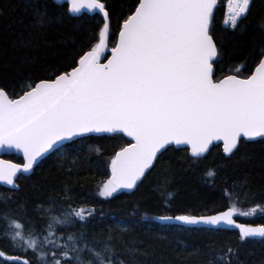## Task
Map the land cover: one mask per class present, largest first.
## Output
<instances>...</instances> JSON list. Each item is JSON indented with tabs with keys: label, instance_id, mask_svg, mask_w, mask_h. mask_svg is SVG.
Wrapping results in <instances>:
<instances>
[{
	"label": "snow or ice",
	"instance_id": "obj_1",
	"mask_svg": "<svg viewBox=\"0 0 264 264\" xmlns=\"http://www.w3.org/2000/svg\"><path fill=\"white\" fill-rule=\"evenodd\" d=\"M252 2L227 0L223 24L230 34L219 36L214 24L218 0H133L119 12L112 0H22L30 19L20 22V46L34 53L40 40L52 47L46 34L58 20H91L96 27L90 45L76 51L71 63L42 68L45 75L29 77L19 93L0 86V150L22 153V163L0 160V184L18 191L17 181L46 156L66 154V146L77 140L104 134L130 138L107 161L108 175L97 193L105 199L137 189L172 146H186L193 161L217 147L222 158L248 164L252 157L240 155L241 149L250 141L264 144V31L250 37L246 50L234 42L232 51L244 52L243 59L228 68L229 74L217 72L224 70L225 43L246 34ZM205 175L211 181L217 172ZM248 183L245 177L232 187L244 189ZM234 195L222 189V198L231 201L224 210L150 219L172 226H227L238 230L241 242L264 240V223L236 219L258 210L264 214V203L243 210ZM62 199L37 206L43 221L37 228L19 216L12 197L0 193V243L7 245L0 248V264H138L135 241L121 249L123 237L111 229L101 240L87 239L95 206L77 207L67 192ZM164 204L170 209L167 200ZM17 207L22 209L23 201ZM227 254L223 264H239L238 249L229 246Z\"/></svg>",
	"mask_w": 264,
	"mask_h": 264
},
{
	"label": "trees",
	"instance_id": "obj_2",
	"mask_svg": "<svg viewBox=\"0 0 264 264\" xmlns=\"http://www.w3.org/2000/svg\"><path fill=\"white\" fill-rule=\"evenodd\" d=\"M54 3V0H51ZM133 0H112L114 11L127 9ZM227 0H218L215 10V28L219 36L230 33L223 24ZM0 7L5 9V16L0 17V86L7 91L19 93L20 87L29 77L36 79L45 73L42 68L49 66L63 67L71 63V58L81 47L85 49L92 42L96 25L91 20H58L47 32V39L52 47L40 40L38 52H32L20 46L21 24L27 23L30 14L23 12L22 0H0ZM246 34L237 41H227L224 45L226 54L224 70L217 75L229 74L228 68L240 64L244 52L232 51L235 42L239 48L247 49V41L252 35L264 31V0H253L251 12L244 21ZM115 18L113 28L115 29ZM26 35V33H25ZM114 41L109 42V48ZM231 51V59L227 53ZM109 54V53H106ZM38 55L35 62L31 57ZM219 69L221 66L217 64ZM129 139L123 135L93 136L77 140L74 145L66 146L65 153H52L45 157L30 175L21 177L17 183L18 191L0 186L4 197H12V205L21 218H30L37 228L43 221L38 205L46 208L51 201L63 203L62 197L67 192L77 207L96 208V218L87 226V239H103L106 231L111 229L122 236L118 244L121 249L125 244H132L139 249L136 256L138 264H223L228 258L227 249H238L239 264H264V240L247 239L239 241L238 233L227 229L187 228L182 226L162 225L152 217L166 214H208L209 210H222L231 203L222 198V189L234 192L237 206L248 210L264 196V144L257 141L247 142L240 155L251 156L248 164L222 158L221 149L211 147L209 153L199 160L189 159L186 147L174 148L166 152L154 169L150 171L143 183L131 192L120 191L112 198L98 196V186L107 178V161L115 150ZM3 158L15 163H22V158L14 154ZM75 161V162H73ZM215 170L217 176L209 180L205 173ZM249 183L244 189H234L235 180ZM227 182V183H225ZM251 189L245 196V191ZM165 195H161V193ZM173 195L168 197L166 193ZM167 200L170 209L164 204ZM23 201V208L17 206ZM0 203H3L0 201ZM101 213L103 215H101ZM134 214V215H133ZM147 217V219L143 217ZM249 224L264 223L262 216L248 219L236 217ZM138 221V222H137ZM121 227L128 228L121 232ZM0 228L3 223L0 222ZM0 248H7L0 243ZM127 259V256L123 257ZM235 264V261H234Z\"/></svg>",
	"mask_w": 264,
	"mask_h": 264
},
{
	"label": "water",
	"instance_id": "obj_3",
	"mask_svg": "<svg viewBox=\"0 0 264 264\" xmlns=\"http://www.w3.org/2000/svg\"><path fill=\"white\" fill-rule=\"evenodd\" d=\"M110 54V53H109ZM103 62V61H102ZM104 135H109V134H104ZM120 135H122V134H120ZM125 138H127V139H129L130 140V138L129 137H126V136H124ZM174 148H182V147H186V146H173ZM7 154H14V155H17V156H20L21 158H22V153H18L16 150H7V149H4V150H0V160H5V161H10V160H6V159H4L3 158V156L4 155H7ZM47 157V156H46ZM12 162V161H11ZM13 163H15V162H13ZM32 173V172H31ZM31 173H28V174H25V175H30ZM0 186H2V187H5V188H8V189H11V186H7V185H3V184H0ZM123 192H131V191H133V190H131V191H128V190H122ZM225 209V208H224ZM224 209H222V210H224ZM208 214H210V213H208ZM166 215H171V214H166ZM176 215V214H175ZM197 215V214H196ZM198 215H201V214H198ZM237 222L238 223H245V222H241V221H238L237 220ZM158 223H160L159 221H158ZM160 224H162V223H160ZM162 225H166V224H162ZM253 226H255V225H257V224H252ZM182 227H187V228H206V229H209L208 228V226H204V225H198V226H182ZM220 229H227V230H234V231H236L237 233H238V230H236V229H232V228H229V227H227V226H221V228ZM253 239H260V238H253Z\"/></svg>",
	"mask_w": 264,
	"mask_h": 264
},
{
	"label": "rangeland",
	"instance_id": "obj_4",
	"mask_svg": "<svg viewBox=\"0 0 264 264\" xmlns=\"http://www.w3.org/2000/svg\"><path fill=\"white\" fill-rule=\"evenodd\" d=\"M226 5H227V2H226ZM226 5H225V11H227V8H226ZM103 183V182H102ZM101 183V184H102ZM116 194V193H115ZM256 215H258V216H262V214L259 212V210L256 212V214H254V215H252V216H256ZM252 216H249V217H243V216H239L240 218H242V219H248V218H250V217H252Z\"/></svg>",
	"mask_w": 264,
	"mask_h": 264
},
{
	"label": "bare ground",
	"instance_id": "obj_5",
	"mask_svg": "<svg viewBox=\"0 0 264 264\" xmlns=\"http://www.w3.org/2000/svg\"><path fill=\"white\" fill-rule=\"evenodd\" d=\"M239 221V220H238ZM257 240V239H256Z\"/></svg>",
	"mask_w": 264,
	"mask_h": 264
}]
</instances>
